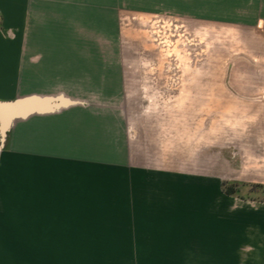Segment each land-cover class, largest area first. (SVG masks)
<instances>
[{
    "label": "rangeland",
    "instance_id": "obj_1",
    "mask_svg": "<svg viewBox=\"0 0 264 264\" xmlns=\"http://www.w3.org/2000/svg\"><path fill=\"white\" fill-rule=\"evenodd\" d=\"M88 1L76 0L78 17ZM249 1L171 2L206 10L198 20L167 10L166 0L146 2V9L143 0H107L103 9L115 12L107 28L78 22L74 36L68 29L83 53L76 75L62 81L76 95L106 102L108 116L124 114L131 127L134 116L170 117L242 135L204 136L205 146L220 137L221 182L243 184L236 195L215 198L211 213L190 212L210 230L173 237L170 253L140 252L133 230L147 222L134 221L132 162L126 157L122 172L120 136H94L86 155L71 140L17 136L0 156V264H147L149 257H166V264H264V230L246 220L247 213L254 220L264 214V188L257 186L264 173L250 171L264 168V24L248 26ZM213 5L237 10L213 14L207 10ZM86 79L91 87L81 92ZM251 128L253 136H243ZM126 137L130 144L139 139ZM208 244H220V263L202 250Z\"/></svg>",
    "mask_w": 264,
    "mask_h": 264
},
{
    "label": "crops",
    "instance_id": "obj_2",
    "mask_svg": "<svg viewBox=\"0 0 264 264\" xmlns=\"http://www.w3.org/2000/svg\"><path fill=\"white\" fill-rule=\"evenodd\" d=\"M143 1L145 4H140V7L146 9V2L151 0ZM178 1L166 0L164 7L180 16L194 13L198 20L201 13L206 11L200 8L190 10L188 6L171 3ZM113 2L119 3V0ZM248 3L243 9L250 13V20H246L248 26H263L264 0H251ZM76 4V0H0V100H13L31 94H62L73 101L57 111L32 114L16 120L7 134L0 156L17 136L26 140H31L32 136H51L53 140L57 137L59 142L71 140L81 155H86L94 136H101L99 141L102 136H120L117 151L123 163L122 172H125V158H130L129 152H132V161L128 158L127 162H132V204L134 214L138 212L134 221L138 220L139 226L140 222H147V227L142 225L144 229L133 230V237L139 238L140 252L143 247L150 254L170 253L173 251V237L188 236L190 229L198 234L202 227L207 230L211 228L210 224H199V219L191 220L190 212L194 213L193 216H198L202 210L211 213L215 198L218 202L220 200L222 182L220 165L217 164L221 154L220 137L216 144L205 146L204 136L242 135L236 128H223L222 131L221 126L202 128L199 123L190 127L189 123L174 124L173 118L161 119L154 115L134 116L131 127L124 114L108 116L106 102H94L83 95H76L75 90L62 81V78L69 81L76 75V61L78 55L83 53L77 51L76 38L69 36L68 29L73 30L74 36L78 22L85 28H107L109 15L115 13L103 9L102 6L108 8L107 0H89L83 14L78 17ZM94 6L100 8L95 11V22ZM207 10L214 14L234 13L237 9L230 5H213ZM84 55L89 61L94 56L92 52H85ZM91 84L92 81H84L80 91L87 92ZM246 131L243 136H253L252 128ZM126 136H138L139 139L134 138L130 144ZM250 171L264 173V168L251 167ZM246 215L250 226H260L264 230L263 212L256 220L252 212ZM202 250L213 253L221 262L220 244H208ZM168 261L166 257L162 260L149 257L145 262L166 264Z\"/></svg>",
    "mask_w": 264,
    "mask_h": 264
},
{
    "label": "water",
    "instance_id": "obj_3",
    "mask_svg": "<svg viewBox=\"0 0 264 264\" xmlns=\"http://www.w3.org/2000/svg\"><path fill=\"white\" fill-rule=\"evenodd\" d=\"M73 101L62 95H26L13 100H0V151L7 134L16 120L32 114L54 112L71 105Z\"/></svg>",
    "mask_w": 264,
    "mask_h": 264
},
{
    "label": "trees",
    "instance_id": "obj_4",
    "mask_svg": "<svg viewBox=\"0 0 264 264\" xmlns=\"http://www.w3.org/2000/svg\"><path fill=\"white\" fill-rule=\"evenodd\" d=\"M239 184H237L236 182L224 181L221 183V190L225 195L233 196V195H236L238 193L239 188L237 186ZM240 185H243V184H240ZM257 186L264 188V184H257Z\"/></svg>",
    "mask_w": 264,
    "mask_h": 264
}]
</instances>
